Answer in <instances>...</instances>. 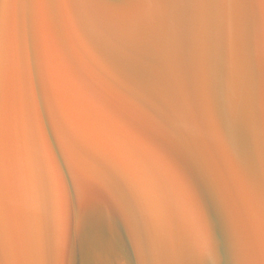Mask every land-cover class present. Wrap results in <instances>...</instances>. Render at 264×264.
I'll return each instance as SVG.
<instances>
[{
    "label": "water",
    "instance_id": "obj_1",
    "mask_svg": "<svg viewBox=\"0 0 264 264\" xmlns=\"http://www.w3.org/2000/svg\"><path fill=\"white\" fill-rule=\"evenodd\" d=\"M225 122L247 130L255 169ZM262 136L264 0H63L58 20L0 0V264H264ZM69 200L70 243L53 255L45 206Z\"/></svg>",
    "mask_w": 264,
    "mask_h": 264
},
{
    "label": "snow or ice",
    "instance_id": "obj_2",
    "mask_svg": "<svg viewBox=\"0 0 264 264\" xmlns=\"http://www.w3.org/2000/svg\"><path fill=\"white\" fill-rule=\"evenodd\" d=\"M38 3L46 5L50 15L54 19H59L60 8L63 0H36ZM119 7V5H114ZM71 52L69 51V55ZM37 102L42 103V98L39 95V83L37 82ZM49 137L48 144L52 154L59 157L63 162V150L58 140V135L54 124H50L48 127ZM224 138L229 142L235 157L241 164L247 163L250 169H255L256 160L249 152V137L248 132L243 126H233L228 122H225L223 127ZM162 149L167 152L173 159L178 168L191 170L192 177L195 176V165L186 157L184 150L178 144L169 143L165 140H161ZM259 165L261 169L262 177H264V136L261 138ZM66 186L68 192L71 194L73 189L72 173L69 168H65ZM65 216L67 217V227L65 228ZM71 216H72V203L69 200L67 207L63 202L53 203L45 206V215L42 224L41 240L44 246L53 255H59L66 253L68 245L70 243L71 232ZM196 229L198 234V246L204 252L214 250V242L212 238L210 225L203 218L197 219ZM56 241L54 243L53 241ZM8 242L6 229L3 222V210L0 208V255H2L6 249Z\"/></svg>",
    "mask_w": 264,
    "mask_h": 264
}]
</instances>
